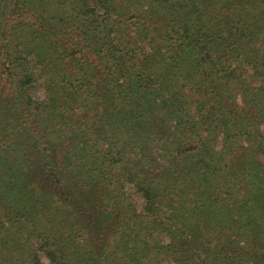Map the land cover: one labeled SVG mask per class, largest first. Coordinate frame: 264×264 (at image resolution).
<instances>
[{"label":"trees","instance_id":"16d2710c","mask_svg":"<svg viewBox=\"0 0 264 264\" xmlns=\"http://www.w3.org/2000/svg\"><path fill=\"white\" fill-rule=\"evenodd\" d=\"M242 233L264 264V0H0V264H241Z\"/></svg>","mask_w":264,"mask_h":264},{"label":"rangeland","instance_id":"374dc122","mask_svg":"<svg viewBox=\"0 0 264 264\" xmlns=\"http://www.w3.org/2000/svg\"><path fill=\"white\" fill-rule=\"evenodd\" d=\"M32 95L35 98H42L43 94L42 92L39 90L38 86H34V88L32 89ZM127 187H129V191L133 193V197L134 200L136 201V204L138 205V207H140L142 205V197L139 193L133 191L132 185L131 184H127ZM225 234L220 236V244L219 246L216 248V250L220 251V250H224V251H228L229 253L233 254L236 258V260H239L241 264H251L252 261L254 262L255 260H252V258H254L256 255L255 253V249L251 248L250 246V242L252 241V239L247 236V235H243L240 234L241 237L236 235V238L234 239L233 242H231L230 239L224 237ZM162 241H164V243H167L169 241V239L166 236H162L161 237ZM253 255V256H252ZM40 259L44 262V263H48V261L46 260V258H44L41 254H39ZM169 264H175V262H170Z\"/></svg>","mask_w":264,"mask_h":264}]
</instances>
